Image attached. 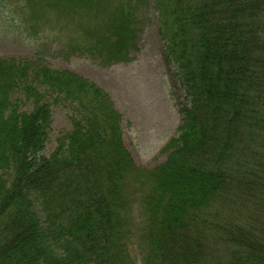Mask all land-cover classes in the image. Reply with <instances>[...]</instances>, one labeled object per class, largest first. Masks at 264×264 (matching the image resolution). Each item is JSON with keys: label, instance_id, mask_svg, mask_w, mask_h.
Returning a JSON list of instances; mask_svg holds the SVG:
<instances>
[{"label": "trees", "instance_id": "1", "mask_svg": "<svg viewBox=\"0 0 264 264\" xmlns=\"http://www.w3.org/2000/svg\"><path fill=\"white\" fill-rule=\"evenodd\" d=\"M143 1L183 95L153 168L125 148L104 89L40 56L0 58V264H137L133 238L142 264H264V0L26 6L31 26L55 22L110 65L129 59ZM53 103L70 128L43 156Z\"/></svg>", "mask_w": 264, "mask_h": 264}, {"label": "rangeland", "instance_id": "2", "mask_svg": "<svg viewBox=\"0 0 264 264\" xmlns=\"http://www.w3.org/2000/svg\"><path fill=\"white\" fill-rule=\"evenodd\" d=\"M146 4L143 1V6ZM30 12L26 0H0V58L40 56L53 68H64L91 80L109 94L122 115L123 144L134 162L145 168L161 164L166 158L163 148L177 135L181 124L183 95L162 55L163 41L151 10L144 6L141 11L142 22L129 59L110 65L101 63L95 55L76 51V39L59 30L55 22L31 26L29 20L37 19L31 18ZM28 108L23 105V109ZM51 108V130L39 153L43 156L52 152L59 133L70 128L71 106L53 103ZM135 212L139 214L137 207ZM144 248L137 238L129 244L137 264H142Z\"/></svg>", "mask_w": 264, "mask_h": 264}]
</instances>
